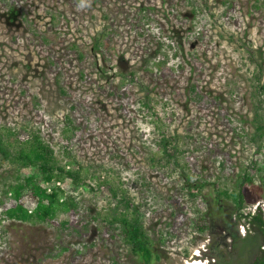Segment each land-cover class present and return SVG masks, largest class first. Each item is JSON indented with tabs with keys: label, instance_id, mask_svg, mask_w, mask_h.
Here are the masks:
<instances>
[{
	"label": "rangeland",
	"instance_id": "374dc122",
	"mask_svg": "<svg viewBox=\"0 0 264 264\" xmlns=\"http://www.w3.org/2000/svg\"><path fill=\"white\" fill-rule=\"evenodd\" d=\"M260 125L264 0H0V134L38 135L83 182L60 180L76 209L20 222L3 192L39 175L2 163L0 264H144L103 225L122 210L110 186L138 210L151 264H247L223 239L235 206L218 193L264 214Z\"/></svg>",
	"mask_w": 264,
	"mask_h": 264
},
{
	"label": "trees",
	"instance_id": "16d2710c",
	"mask_svg": "<svg viewBox=\"0 0 264 264\" xmlns=\"http://www.w3.org/2000/svg\"><path fill=\"white\" fill-rule=\"evenodd\" d=\"M143 105L147 110L151 108L150 99L147 96ZM256 130L260 131L261 136L264 135V126H257ZM11 139L12 133L9 130L5 135L0 134V165L9 162L21 169H36L39 177L35 174L28 175L23 180H18L14 186L7 187L3 192V198L11 199L14 205L4 212V216L20 222L46 223L55 219L60 213H68L76 209L75 199L66 196L61 188H53L51 193H47L41 183L43 181L51 183L53 179L60 181L61 177H66L73 185H80L83 182L80 180L79 171L66 170L58 166L52 151L38 135H33L20 144L17 140ZM170 140L163 137L157 145L162 157L167 160L173 159L176 152V147ZM244 181L248 183L250 179L245 177ZM107 192L112 199L117 200V205L122 210L120 213L117 209H113L112 214H106L102 219L103 225L109 230L118 231L132 253L139 256L144 264H151L153 253L138 210L130 205L126 198L118 197L116 187L110 186ZM218 194L230 200L235 206L234 221L225 223L223 239L228 238L233 248L249 250L250 260L247 264H264V214L261 207L257 206L253 211H245V197L241 190L231 193L221 191ZM26 198L33 201L31 211L24 204L23 200ZM238 225L245 228L243 236L239 234Z\"/></svg>",
	"mask_w": 264,
	"mask_h": 264
},
{
	"label": "built area",
	"instance_id": "2783aa9c",
	"mask_svg": "<svg viewBox=\"0 0 264 264\" xmlns=\"http://www.w3.org/2000/svg\"><path fill=\"white\" fill-rule=\"evenodd\" d=\"M53 182V188L54 189H58V188H61V183H60V181H52ZM51 182V183H52ZM47 185H49V184H51V183H48V182H45ZM51 190L52 189H50V188H48V191L49 192H51ZM256 208H253V209H251L252 211L253 210H255ZM244 227L242 226V229H243ZM245 234V228H244V232H243V235Z\"/></svg>",
	"mask_w": 264,
	"mask_h": 264
},
{
	"label": "bare ground",
	"instance_id": "6f19581e",
	"mask_svg": "<svg viewBox=\"0 0 264 264\" xmlns=\"http://www.w3.org/2000/svg\"><path fill=\"white\" fill-rule=\"evenodd\" d=\"M191 264H202V262L194 260L193 263H191Z\"/></svg>",
	"mask_w": 264,
	"mask_h": 264
}]
</instances>
